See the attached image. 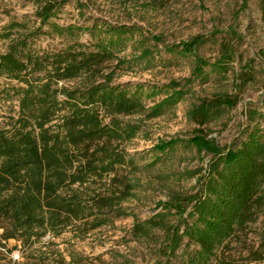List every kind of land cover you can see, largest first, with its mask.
Returning <instances> with one entry per match:
<instances>
[{"label":"trees","instance_id":"obj_1","mask_svg":"<svg viewBox=\"0 0 264 264\" xmlns=\"http://www.w3.org/2000/svg\"><path fill=\"white\" fill-rule=\"evenodd\" d=\"M71 1L79 10L85 8L79 0H37L34 15L0 30V42L6 44L0 53V79L8 81L1 93L16 99L19 107L0 128V264L12 263L10 240L23 245L24 264H95L80 255L66 263L58 251L34 246L47 235L73 229L77 237H85L129 217L134 220L132 240L147 243L160 264L174 259L178 264L264 261V232L260 250L250 251L242 263L225 256L229 242L264 215V128L248 127L225 147L204 131L230 114L250 85L259 83L264 51L238 68L242 38L235 30L211 59L200 50L218 44L220 31L169 43L135 23L101 17L88 24L58 23ZM46 38L61 39L63 47H43ZM188 59L193 68L183 79L118 82L125 71ZM210 83L219 89L188 110L187 118L196 126L188 137L159 140L140 158L129 152L128 145L143 136L148 121L173 111L195 87ZM188 154L208 157L206 167L159 179L179 186L196 179L195 184L167 188L156 213L141 219L128 205L145 186L137 174Z\"/></svg>","mask_w":264,"mask_h":264},{"label":"rangeland","instance_id":"obj_2","mask_svg":"<svg viewBox=\"0 0 264 264\" xmlns=\"http://www.w3.org/2000/svg\"><path fill=\"white\" fill-rule=\"evenodd\" d=\"M84 5L79 10L75 1L63 6L59 14L60 24L90 23L91 18L101 17L119 24H139L146 33L164 35L169 43L187 41L200 34H210L220 31L219 42L208 45L200 50L206 58L214 59L219 52L220 43L232 40L235 30L242 38L239 45V58L237 67L245 65L248 59L264 51V6L261 0H79ZM39 7L37 0H0V30L10 21L21 19L26 15H34ZM84 39H87L85 37ZM48 49L63 47L61 39L46 38L42 43ZM6 44L0 42V53L4 52ZM130 53V50H128ZM193 68L192 60H177L164 66L144 70L142 67L133 71L122 72L118 82L126 83H166L170 80L189 77ZM259 83L250 85L246 92L241 94L238 105L222 120L204 127L209 138H213L222 146H229L240 139L248 127L260 125L264 128L263 100L264 75L258 76ZM8 81L0 79V128L11 116H16L19 110L16 99H7L1 91L7 87ZM73 85V83H70ZM219 89L216 83L197 86L194 93L180 103L168 114L148 121L143 136L128 145L131 154H138V158L151 149L159 140H170L176 137L186 138L196 128L187 118L188 110L201 99L211 97ZM257 118L253 120L254 113ZM149 136V138H146ZM137 158V159H138ZM209 158H198L195 154L178 157L165 165H158L152 171H143L137 174L145 185L138 192L135 200L128 202L141 219L154 215L156 204L166 200L167 188L179 190L189 189L196 179L182 182L181 186L169 182L164 184L161 175L179 173L185 170H196L206 167ZM148 160L138 161L144 164ZM133 218L117 220L113 225L88 233L85 237H77L73 229H68L60 236L47 235L34 248L43 251H58L69 263L72 255H80L92 263L116 264L123 263L125 259L130 264H160L151 254L150 246L145 242L132 240L131 228ZM2 229H0V241ZM264 232V215L258 222L250 226L244 233L229 242L225 256L242 259L249 256L250 251L260 250L261 237ZM7 248L12 250L9 259L11 264H24L25 249L20 242L10 240ZM49 260L46 264L50 263ZM178 259L170 264H178ZM252 264H264L254 262Z\"/></svg>","mask_w":264,"mask_h":264}]
</instances>
